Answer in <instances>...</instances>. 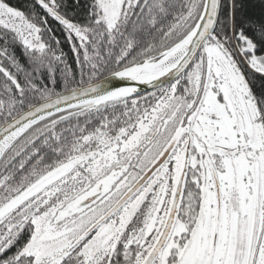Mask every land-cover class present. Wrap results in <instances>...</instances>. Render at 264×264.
<instances>
[{
  "label": "snow or ice",
  "instance_id": "snow-or-ice-1",
  "mask_svg": "<svg viewBox=\"0 0 264 264\" xmlns=\"http://www.w3.org/2000/svg\"><path fill=\"white\" fill-rule=\"evenodd\" d=\"M0 264H264V0H0Z\"/></svg>",
  "mask_w": 264,
  "mask_h": 264
},
{
  "label": "trees",
  "instance_id": "trees-1",
  "mask_svg": "<svg viewBox=\"0 0 264 264\" xmlns=\"http://www.w3.org/2000/svg\"><path fill=\"white\" fill-rule=\"evenodd\" d=\"M11 2L14 4H18V6H20V7H23L25 0H11ZM50 23H52V22L50 21ZM53 27H56V25L54 23H53ZM57 34L60 35V33H57ZM61 38H62V36H61ZM64 47H65V51H68V46L65 45Z\"/></svg>",
  "mask_w": 264,
  "mask_h": 264
}]
</instances>
